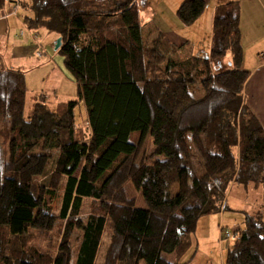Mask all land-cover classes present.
<instances>
[{"label": "trees", "instance_id": "16d2710c", "mask_svg": "<svg viewBox=\"0 0 264 264\" xmlns=\"http://www.w3.org/2000/svg\"><path fill=\"white\" fill-rule=\"evenodd\" d=\"M138 1H15L27 29L61 39L78 98L28 95L25 74L0 67V264H188L197 222L225 208L232 184L264 193L239 3L216 7L207 58L178 60L161 34L144 42ZM205 7L184 0L176 17L189 27ZM234 237L224 264H264V209Z\"/></svg>", "mask_w": 264, "mask_h": 264}, {"label": "crops", "instance_id": "0c3cea01", "mask_svg": "<svg viewBox=\"0 0 264 264\" xmlns=\"http://www.w3.org/2000/svg\"><path fill=\"white\" fill-rule=\"evenodd\" d=\"M15 1L17 0H9L0 14V67L19 70L25 74V78L30 73L36 72V76L40 77L39 80L44 79L47 83V76H51V72H48L50 63L44 59L45 55L42 58L37 56L38 52H43L40 48L44 47L39 41L40 32H34L25 27L20 9L14 15L10 12ZM151 1L147 10L150 12V19L154 20L155 24L153 23L152 28L143 33L141 22V35L142 37L144 35V40L151 42L161 34L164 47L174 48L173 57L178 60L189 57L207 58L210 54L212 20L216 7L229 1L239 3L240 44L246 61L252 60L248 71L249 76L243 88V101L248 111L255 116L264 130V0H205L206 7L202 16L189 27L182 26L176 17L177 9L184 0H164V3H169L167 7L170 11L169 17L164 16L161 11L163 0ZM166 18L170 21L166 23L161 21ZM49 41L55 44V37L46 34L45 43ZM40 60L42 63H47V66L45 64L41 66ZM228 62L229 59L224 60V63ZM33 77L29 78L30 82ZM33 93L34 91H31L30 95ZM235 185L232 184L229 187L225 198V208L220 213L205 216L197 222L196 230L191 236L193 257L188 264L225 263L227 252L235 240V237L232 243L228 240L230 237L224 235L225 229L233 228L234 236V232L241 229L240 224L243 227L245 216L253 214L250 213L251 210H241L240 206L245 205V200L240 197L241 195L230 198ZM242 189L245 192L248 188L243 186ZM256 189L261 190V193L259 192L261 204H255L257 209L252 208V210L263 211V189ZM236 217L239 223H235ZM241 217L243 220L240 222Z\"/></svg>", "mask_w": 264, "mask_h": 264}, {"label": "rangeland", "instance_id": "374dc122", "mask_svg": "<svg viewBox=\"0 0 264 264\" xmlns=\"http://www.w3.org/2000/svg\"><path fill=\"white\" fill-rule=\"evenodd\" d=\"M12 1V0H10ZM138 7H139V12H140V18H141V22L143 23V33L149 29L152 28L153 23L155 24L154 20L150 19V12L149 10H147V8L150 7V4L152 3L151 0H139L138 1ZM7 5V4H6ZM167 7H169V3H163L161 5V11L163 12L164 16L169 17V13L170 11L167 9ZM240 11V9H239ZM240 13V12H239ZM202 16V15H201ZM145 20H147L146 22H144ZM157 21L159 19H156ZM161 21H163L164 23H166L167 21H170L169 18L166 19H161ZM40 38L39 41L41 42V44L44 45L43 48H40V50H43V55H45L44 59L46 61H49L48 63H50L49 67L50 70L48 72H51V76H47V80L48 82L46 83V81L43 79L42 81L39 80L40 77L36 76V72H32L30 73V75H27L26 78V86H27V81H28V95L31 93V91H34L33 94H36V91L38 93H41L43 95H46L49 97L50 100L54 101V102H67V101H72V100H77L78 98V88L77 86L71 82L66 75L64 74V67H63V57L61 55V53L57 50H54V44L49 42L45 43V36H46V32L44 31H40L39 33ZM144 37V35H143ZM165 40V37H164ZM144 42L146 43V40H144ZM181 54V53H180ZM230 60V55L227 54L226 57L224 58V60ZM41 61V66H47V63H42ZM251 63L252 60H248L246 61V59L244 58V53H243V60L241 63V70L243 71H249L250 67H251ZM52 65V66H51ZM31 76L33 77V80L30 82L29 78ZM45 77V76H44ZM43 84V85H42ZM36 87V88H35ZM35 89H38L35 91ZM28 102H27V107H28ZM75 119H76V123L79 127L82 128H86V121H87V110L84 106L83 103H79L75 109ZM199 170V169H198ZM243 185L237 183L232 191V193L230 194V198H235L238 195H241L240 197H242L244 201L245 205L240 206L242 211H248L251 210L250 213H254L256 210H252V208H255V204H261V201H259V196L261 193V190L255 189L253 186V183H250L246 189L245 192H243L242 190ZM124 190L126 192V194L130 197V198H134L136 200V206L139 208H145V203L143 201V198L141 196V194L137 191L134 190L132 184L130 182H127L124 186ZM178 191V185L175 184L173 186H171L170 188V194L173 196L177 193ZM239 191V192H238ZM260 192V193H259ZM229 203H231V201L229 200ZM56 205V202H55ZM243 220V217H241L240 222ZM235 223H239V221H237V217H236V222ZM240 227L242 228V224H240ZM233 228L227 227L225 229V231L229 232L230 234V238L228 239L231 243L234 240V236H233V232H232ZM225 234V232H224ZM139 264H145L143 261H139Z\"/></svg>", "mask_w": 264, "mask_h": 264}, {"label": "built area", "instance_id": "2783aa9c", "mask_svg": "<svg viewBox=\"0 0 264 264\" xmlns=\"http://www.w3.org/2000/svg\"><path fill=\"white\" fill-rule=\"evenodd\" d=\"M18 9H19V4L17 3V2H15L14 4H13V6H12V9H11V13L14 15L17 11H18ZM37 56L39 57V58H42L44 55H43V53L40 51V52H38L37 53ZM226 237H229L230 236V234H229V232H227V231H225V234H224Z\"/></svg>", "mask_w": 264, "mask_h": 264}, {"label": "water", "instance_id": "95a60500", "mask_svg": "<svg viewBox=\"0 0 264 264\" xmlns=\"http://www.w3.org/2000/svg\"><path fill=\"white\" fill-rule=\"evenodd\" d=\"M61 46V39L57 38L54 45V50H58Z\"/></svg>", "mask_w": 264, "mask_h": 264}]
</instances>
